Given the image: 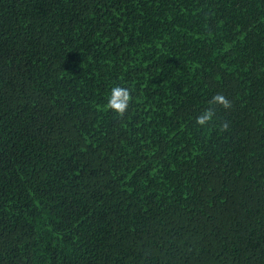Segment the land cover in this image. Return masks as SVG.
<instances>
[{
    "label": "trees",
    "instance_id": "16d2710c",
    "mask_svg": "<svg viewBox=\"0 0 264 264\" xmlns=\"http://www.w3.org/2000/svg\"><path fill=\"white\" fill-rule=\"evenodd\" d=\"M0 264H264V0H0Z\"/></svg>",
    "mask_w": 264,
    "mask_h": 264
},
{
    "label": "clouds",
    "instance_id": "9594fccd",
    "mask_svg": "<svg viewBox=\"0 0 264 264\" xmlns=\"http://www.w3.org/2000/svg\"><path fill=\"white\" fill-rule=\"evenodd\" d=\"M132 102L131 90L128 87L114 86L111 88L110 96L107 101V108L113 111L117 116L123 117L128 111ZM210 105H218L224 109L231 108V101L222 93L215 94L209 101ZM215 110L212 107L206 108L196 117V124L203 127L211 123L215 118ZM228 123L225 122L220 126V130L227 131Z\"/></svg>",
    "mask_w": 264,
    "mask_h": 264
}]
</instances>
